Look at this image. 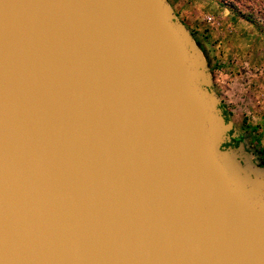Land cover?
<instances>
[{
	"label": "water",
	"instance_id": "obj_1",
	"mask_svg": "<svg viewBox=\"0 0 264 264\" xmlns=\"http://www.w3.org/2000/svg\"><path fill=\"white\" fill-rule=\"evenodd\" d=\"M167 0H0V264H264V165Z\"/></svg>",
	"mask_w": 264,
	"mask_h": 264
},
{
	"label": "rangeland",
	"instance_id": "obj_2",
	"mask_svg": "<svg viewBox=\"0 0 264 264\" xmlns=\"http://www.w3.org/2000/svg\"><path fill=\"white\" fill-rule=\"evenodd\" d=\"M168 3L203 47L222 109L264 165V0Z\"/></svg>",
	"mask_w": 264,
	"mask_h": 264
},
{
	"label": "flooded vegetation",
	"instance_id": "obj_3",
	"mask_svg": "<svg viewBox=\"0 0 264 264\" xmlns=\"http://www.w3.org/2000/svg\"><path fill=\"white\" fill-rule=\"evenodd\" d=\"M167 1H168V0H167ZM245 139H246V138H245L244 135H240V134H239V137H238L237 139H233L231 146H232V147H236L240 142H243Z\"/></svg>",
	"mask_w": 264,
	"mask_h": 264
},
{
	"label": "trees",
	"instance_id": "obj_4",
	"mask_svg": "<svg viewBox=\"0 0 264 264\" xmlns=\"http://www.w3.org/2000/svg\"><path fill=\"white\" fill-rule=\"evenodd\" d=\"M197 45H198L199 49H200V50L204 53V55H205V51H204L203 47L200 46L199 44H197ZM205 57H206V56H205ZM224 114L228 117V113L224 112Z\"/></svg>",
	"mask_w": 264,
	"mask_h": 264
},
{
	"label": "built area",
	"instance_id": "obj_5",
	"mask_svg": "<svg viewBox=\"0 0 264 264\" xmlns=\"http://www.w3.org/2000/svg\"><path fill=\"white\" fill-rule=\"evenodd\" d=\"M206 19H207V21L209 22V23H212L213 21V19H212V17H210V16H208V17H206Z\"/></svg>",
	"mask_w": 264,
	"mask_h": 264
},
{
	"label": "crops",
	"instance_id": "obj_6",
	"mask_svg": "<svg viewBox=\"0 0 264 264\" xmlns=\"http://www.w3.org/2000/svg\"><path fill=\"white\" fill-rule=\"evenodd\" d=\"M256 155V154H255ZM257 156V155H256Z\"/></svg>",
	"mask_w": 264,
	"mask_h": 264
}]
</instances>
